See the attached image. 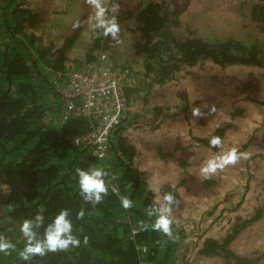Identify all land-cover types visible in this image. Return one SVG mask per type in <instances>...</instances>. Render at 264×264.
Instances as JSON below:
<instances>
[{
	"label": "trees",
	"instance_id": "obj_1",
	"mask_svg": "<svg viewBox=\"0 0 264 264\" xmlns=\"http://www.w3.org/2000/svg\"><path fill=\"white\" fill-rule=\"evenodd\" d=\"M50 1L56 4L57 0ZM131 1L115 0L120 5L119 26L132 25L131 58L122 65L114 62L111 54L110 58L113 65L129 70V81L121 84L125 103L122 121L110 136L107 159L100 160L92 146L75 141L76 137L88 132L92 121L80 112L78 100L75 109L67 110L69 98L60 87L66 85L72 72L95 61L99 50L110 51L108 41L111 38L90 31L88 43H80L85 20L89 17L88 10L82 9L67 17L73 22L80 21V27L65 29L50 39L48 30L54 27L56 20L64 17L59 18L61 10L57 7L51 12L37 9L29 0H0V220L7 221L4 225L0 223V235L15 245L10 255L0 253V264H179L175 236L168 239L150 227L141 230V224L150 225L155 219L148 217L149 208L159 204L152 200L156 194L149 187L147 175L150 172L136 163L138 149L131 133L132 129L139 128L131 125V119L135 98L141 91L140 83L151 77L163 82L176 71L189 69L204 60L220 69L235 64L264 66V50L230 36L201 35L196 25L199 20L190 17L182 21L184 9L181 10L176 0H135L130 4ZM69 2L61 3L68 5ZM108 2L110 7L113 0ZM263 2L253 6L251 16L262 30ZM77 47H80L79 54L73 52ZM139 66L144 69L143 77L134 85L135 76L130 74L136 70L140 74ZM215 90L216 85H213L207 94L212 96ZM187 108L185 105L182 110ZM167 110L169 107L158 103L151 105L146 112L151 121L149 125L156 128L159 122L177 115ZM185 116L190 126L205 118ZM224 130L223 126H216L204 136H195L193 140L197 142L183 145L181 152L177 144L173 150H167V143L144 142L149 149L157 151L162 160L178 152L173 162L178 160L186 167L193 159V146L200 144V147L211 148L210 138L223 139ZM170 146L172 140L168 148ZM94 167L103 168L109 174L105 177L109 193L95 206L85 203L80 196L76 174L78 168ZM184 181H167L160 187L159 201L165 193L171 192L176 200L172 209L189 206L180 191ZM207 183L204 180L193 185ZM113 187L119 195L112 192ZM120 196L131 199L133 207L124 209ZM81 208L85 215L78 220L76 213ZM61 209L69 210L73 234L81 240L80 246L67 252L33 257L29 262L22 261L18 256L25 246L19 231L22 221L42 213L47 225ZM212 212L213 209L209 214ZM237 222L221 236L204 237L198 255L221 258L222 264H258L259 259L264 262V251L255 257L237 252L234 241L241 232ZM43 231V227L40 228L38 236H42ZM85 236L87 244L83 242Z\"/></svg>",
	"mask_w": 264,
	"mask_h": 264
},
{
	"label": "rangeland",
	"instance_id": "obj_2",
	"mask_svg": "<svg viewBox=\"0 0 264 264\" xmlns=\"http://www.w3.org/2000/svg\"><path fill=\"white\" fill-rule=\"evenodd\" d=\"M63 1L57 0L54 4L50 0H29L32 7L37 9L44 8L51 12L57 7L61 10L59 18L64 17L59 19L61 21L56 20L54 27L48 30L50 39L65 29H73L74 22L69 20L68 16L82 9L88 10V15L91 14V9L84 0H70L69 6L61 3ZM134 1L132 0L130 4ZM240 1L242 3L238 4ZM187 5L182 14V21L190 17L197 18L199 23L196 25L201 35L217 38L230 36L254 43L258 49L264 50V30L250 18L249 0H189ZM206 6L207 11L203 12ZM87 20L88 18L81 32L82 44L88 43L91 37L92 29ZM131 27L132 25L126 24L120 26L119 43L112 39L108 41L112 49L107 51L114 62L121 63L118 65L125 64L131 58L130 45L133 34ZM78 48L80 47L75 48L73 52L79 54ZM139 71L140 74L138 70L130 74L135 76L134 85L143 77L144 69L139 66ZM143 82L140 83L141 91L135 98V110L131 119V125H138L139 128L130 129L138 149L136 163L150 172L147 175L149 187L156 194L153 202L159 204L160 187L167 181L180 183L181 179H185L180 191L189 206L172 209L174 219L172 230L178 241L177 262L222 264L221 258L198 255L202 240L210 235L221 236L234 222L238 221L237 223L241 224L245 220L247 222L239 232V237L235 239L234 247L241 255L258 256L259 252L264 251V69L242 64L220 69L211 61L204 60L189 69L176 71L170 79L163 82H158L152 77L146 78ZM213 85H216V90L211 96L207 93ZM156 103L169 107L167 111L177 115H172L165 122H159V126L154 128L153 125H149L151 121L146 112ZM185 105L188 108L183 111ZM194 106L201 107L205 118L202 121H195L200 123L190 126L185 115H191ZM211 106H215V112H209ZM216 126L225 128L223 149L232 147L239 149L249 142L240 151L248 153L249 158L241 159L235 166H229L213 176L215 181L210 178L207 179L206 185H193L204 181L199 179V167L206 159L218 153V150L214 151L197 144L193 146V159L189 166H181L178 160L175 162L173 160L178 158V152L183 145L190 146L196 143L197 139L193 140L195 136H204ZM171 140L172 146L168 148ZM144 141L167 143L165 145L167 150H173L177 144L180 145V149L174 156H167L168 158L162 160L158 152L149 149ZM163 163L170 165L166 167ZM212 209L213 212L209 214ZM237 215H240L239 220ZM0 223L4 225L7 221L0 220ZM257 263L264 264L260 259Z\"/></svg>",
	"mask_w": 264,
	"mask_h": 264
},
{
	"label": "clouds",
	"instance_id": "obj_3",
	"mask_svg": "<svg viewBox=\"0 0 264 264\" xmlns=\"http://www.w3.org/2000/svg\"><path fill=\"white\" fill-rule=\"evenodd\" d=\"M90 7L91 14L87 23L92 31L105 38L110 37L119 43L120 26L117 19L120 5L113 0L109 7L108 0H84ZM73 29L80 27V21L72 24ZM215 106L209 108V112H215ZM193 118H202L205 113L200 106L191 109ZM211 148L221 149L218 153L206 159L199 167V179L207 180L223 172L229 166H235L241 159H248V153L240 152L236 147L223 149V141L219 136H212L209 140ZM79 194L85 203L93 206L100 204L103 198L108 195L109 187L105 177L109 174L103 168H90L88 170L76 169ZM115 179V177H112ZM112 192L118 194V190L113 187ZM120 204L124 209L133 207V201L127 196H120ZM176 203L171 192L165 193L158 207H150L147 211L148 217H155L154 221L148 224H141V230H151L162 233L168 239H174L172 226V206ZM9 210L11 208L9 207ZM85 213L81 208L76 213V219H83ZM68 209H61L50 223L45 225L42 213H37L33 219H24L20 224L19 231L25 239V246L18 252L22 261L29 262L33 257H43L48 253L67 252L73 248H78L81 240L73 234L72 220L69 218ZM44 229L43 235L38 236L40 228ZM135 234V233H134ZM83 242L87 244L88 238L85 236ZM147 249H145L146 251ZM15 251V245L0 235V253L10 255Z\"/></svg>",
	"mask_w": 264,
	"mask_h": 264
},
{
	"label": "built area",
	"instance_id": "obj_4",
	"mask_svg": "<svg viewBox=\"0 0 264 264\" xmlns=\"http://www.w3.org/2000/svg\"><path fill=\"white\" fill-rule=\"evenodd\" d=\"M129 70L113 65L107 50H101L88 67L72 72L63 92L68 96L67 110L75 109L92 123L85 134L76 137L78 144L90 145L98 159L108 157L109 139L113 129L122 121L124 100L121 84L126 83Z\"/></svg>",
	"mask_w": 264,
	"mask_h": 264
},
{
	"label": "flooded vegetation",
	"instance_id": "obj_5",
	"mask_svg": "<svg viewBox=\"0 0 264 264\" xmlns=\"http://www.w3.org/2000/svg\"><path fill=\"white\" fill-rule=\"evenodd\" d=\"M177 1V3H179V7L181 8V10H183L184 9V11H185V9H187V7H188V3H189V0H184L183 2H180L179 0H176ZM248 1V0H247ZM264 0H249V5H250V9H249V11H250V18H251V16H252V12H253V6L254 5H257V4H259V3H261V2H263ZM242 3V1H240V2H238V4H241ZM264 3V2H263ZM246 3H244V5H245ZM243 6V5H242ZM243 8H246V7H244L243 6ZM205 11H207V6L203 9V12H205ZM203 12H200V13H203ZM199 17V16H198ZM195 18V17H194ZM197 19V18H196ZM252 19V18H251ZM252 21H254L255 22V24H258L257 22H256V20H254V19H252ZM252 44H254V43H252ZM256 45V44H255ZM261 50V49H260ZM236 65V64H235ZM242 65H245V66H247L246 64H242ZM232 66V65H231ZM252 66V65H251ZM229 67V66H228ZM252 67H257V68H263L264 69V66H252ZM227 68V67H226ZM201 102V101H200ZM210 108V107H209ZM213 180H214V178H212ZM215 181V180H214ZM246 220L245 221H243L241 224H240V227H241V231H242V229L244 228V226H245V224H246ZM230 228V227H229ZM259 254H260V252H259Z\"/></svg>",
	"mask_w": 264,
	"mask_h": 264
},
{
	"label": "bare ground",
	"instance_id": "obj_6",
	"mask_svg": "<svg viewBox=\"0 0 264 264\" xmlns=\"http://www.w3.org/2000/svg\"><path fill=\"white\" fill-rule=\"evenodd\" d=\"M242 9V8H241ZM248 97H250V96H248ZM124 99V98H123ZM178 103H180V102H178ZM132 113V112H131ZM243 116V115H242ZM130 119V118H129ZM244 119V118H243ZM146 124V123H145ZM109 160V159H108ZM99 162V161H98ZM98 164V163H97ZM102 164V163H101ZM103 165V164H102Z\"/></svg>",
	"mask_w": 264,
	"mask_h": 264
},
{
	"label": "crops",
	"instance_id": "obj_7",
	"mask_svg": "<svg viewBox=\"0 0 264 264\" xmlns=\"http://www.w3.org/2000/svg\"><path fill=\"white\" fill-rule=\"evenodd\" d=\"M65 87V86H64ZM62 89H64V88H62Z\"/></svg>",
	"mask_w": 264,
	"mask_h": 264
},
{
	"label": "water",
	"instance_id": "obj_8",
	"mask_svg": "<svg viewBox=\"0 0 264 264\" xmlns=\"http://www.w3.org/2000/svg\"><path fill=\"white\" fill-rule=\"evenodd\" d=\"M177 2V1H176Z\"/></svg>",
	"mask_w": 264,
	"mask_h": 264
}]
</instances>
